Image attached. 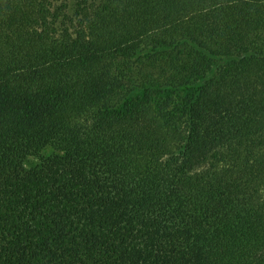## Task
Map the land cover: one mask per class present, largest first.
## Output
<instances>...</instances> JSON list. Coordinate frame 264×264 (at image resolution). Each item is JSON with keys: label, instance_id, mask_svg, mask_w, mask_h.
<instances>
[{"label": "trees", "instance_id": "obj_1", "mask_svg": "<svg viewBox=\"0 0 264 264\" xmlns=\"http://www.w3.org/2000/svg\"><path fill=\"white\" fill-rule=\"evenodd\" d=\"M0 264H264V0H0Z\"/></svg>", "mask_w": 264, "mask_h": 264}]
</instances>
